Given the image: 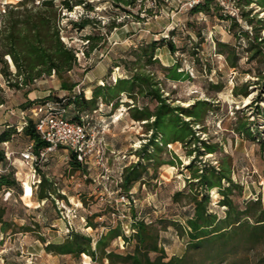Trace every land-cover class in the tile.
<instances>
[{"label": "trees", "instance_id": "1", "mask_svg": "<svg viewBox=\"0 0 264 264\" xmlns=\"http://www.w3.org/2000/svg\"><path fill=\"white\" fill-rule=\"evenodd\" d=\"M115 8L131 14V8L138 0H107ZM157 7L165 6L166 0H152ZM145 0H141L144 6ZM264 13V0H238L240 7V21L223 13L214 0H203L190 8L193 13L218 14L221 20L229 21L228 31L240 44L246 41V60L264 66V17L252 14V6ZM81 6L87 12L93 10L90 0H19L17 3L6 4L0 10V74L5 85L15 90H24L27 97L33 92L35 82L47 77L56 76L63 90L72 91L78 83L69 84L65 78L77 65L76 52L68 47L61 39L59 20L63 11H73L74 7ZM129 8V9H128ZM250 8V9H248ZM146 17L136 15L137 19L144 20L153 15V7L143 8ZM76 30H83L93 23L88 14L79 21H70ZM114 27L116 25H113ZM238 29V33L234 30ZM170 34H174L173 30ZM88 47L85 55L97 48L99 39L96 35H87ZM165 37L144 41L129 47L126 55L119 57L111 67L119 68L124 72L122 77L115 81L101 80L91 84L90 96L79 92L73 96L45 95L26 99L21 109H28L34 105L45 103L46 100L60 102L68 108V117L79 120L82 115L93 114L102 104L98 116L108 118L121 106L127 108L129 118L142 123L145 128L146 141L134 151L138 160L126 159L122 171L121 182L118 184L115 195L106 200V206L116 207V199L121 195L133 194L135 201L130 204H119L128 208L130 218L129 234H126L122 222L108 224L105 231L89 235L75 229H70L61 241H45L42 235L38 236L44 244L48 254L64 256L70 255L79 264L82 255L90 258L92 264H264V200L262 196L254 199L242 197L244 187L232 178L231 163L223 158L218 165L202 164L200 156L216 153L217 143H209L202 139L197 130L204 125L208 113L214 110V103L204 99H197L188 106L173 104L164 95L157 75L146 69L153 63H160L156 51L167 46L170 52L174 51L171 42ZM218 53L225 56L229 68L239 69L241 55L235 46L229 43L218 42ZM10 66L15 69L13 72ZM166 72L167 78L180 81L187 76L177 61L172 66L159 65ZM257 78L262 76L259 73ZM256 84V83H253ZM250 84L249 86H252ZM216 92L222 90V83L215 84ZM84 92V89H82ZM235 97L247 98L250 95L248 84L241 89L234 87ZM7 101L5 89L0 84V106ZM104 108L110 109L107 115ZM250 121L246 117L236 125L235 131L248 138H254L250 128ZM6 125L0 132V145L11 140L15 133L23 134L33 144V151L38 154L46 147L36 131L33 119H28L21 131ZM17 128V126H16ZM203 128V127H202ZM259 141V138H257ZM181 144L184 154L191 160L185 166L189 170V178L184 189L175 191L171 195V202L191 209L181 214L183 223L179 220L161 218L155 222H147L139 218L136 211L137 198L134 187L136 184H146L157 178L158 169L166 164L161 159V152L168 145ZM262 145L263 142L261 141ZM69 159L74 170L87 172L75 155L69 152ZM0 162L6 167L5 152L0 150ZM169 164H181V160L174 155ZM150 170L153 173L150 174ZM36 198L40 202L52 200L55 189L45 175L40 176L36 185ZM19 187L14 169L0 173V192L13 190ZM216 189L220 195L218 205L224 208L220 216L210 208L209 192ZM53 206L54 203L52 202ZM56 208V206L54 207ZM117 209V208H116ZM58 216L59 212L56 211ZM5 211H0V230L7 233L16 225L7 223L3 219ZM100 215L85 216L86 226L97 230L95 218ZM55 218V217H54ZM58 218V217H57ZM34 228L39 223L34 221ZM173 227L176 234L185 241L184 252L181 255H168L164 247L162 231ZM21 232H32L34 229L27 225L20 227ZM117 239H122L128 247L125 251H118L113 247ZM254 260L253 263L250 261Z\"/></svg>", "mask_w": 264, "mask_h": 264}, {"label": "rangeland", "instance_id": "2", "mask_svg": "<svg viewBox=\"0 0 264 264\" xmlns=\"http://www.w3.org/2000/svg\"><path fill=\"white\" fill-rule=\"evenodd\" d=\"M18 1L0 0V10L5 8L6 4H15ZM90 1L93 10L87 12L83 7L77 6L73 11H63L59 20L61 39L75 50L77 57V65L65 80L69 84L78 83V86L72 91L63 90L56 76L47 77L35 82L32 86L33 92L25 97L24 90L8 88L0 74V84L4 87L7 98L6 103L0 106V132L6 129L7 124L15 127L17 131L16 126L19 127L20 120L18 113L26 99L43 97L48 90L49 94L55 96H73L81 92L88 97L91 94L88 86L96 81L100 83L101 80L112 83L113 77L121 73L115 68L111 70V67L115 65L114 61L126 55L129 47L165 37L167 43L173 44L174 51L170 52L167 46L159 48L156 57L160 63L146 66L148 71L157 75L164 95L175 105L188 106L197 99L214 103V110L208 113L203 128H200L202 131L197 130V134L209 143H217L219 149L216 153L200 156L201 163L217 166L226 158L231 163L233 180L244 187L242 197L248 200L262 196L264 200V66L248 63L246 41L242 40L239 44L235 40L233 34L228 31L229 21L221 20L218 14L191 12L190 8L185 6L189 0H166V5L161 7L153 5L152 0H145L143 6L141 0H138L136 6L131 8V14L113 7L107 0ZM146 7H153V15L139 21L136 15L146 17L143 10ZM255 8L253 5L252 14L264 17L263 13ZM86 14L93 23L83 30L74 29L70 21H79ZM172 30L173 35L170 34ZM234 33H238V29H235ZM89 34L96 35L99 39L97 48L86 56L84 53L89 44L85 37ZM261 34L264 35V30ZM218 42L235 46V50L242 57L239 69L228 67L225 56L218 53ZM176 61L180 70L187 75L180 81L168 79L166 72L159 66H172ZM10 69L15 71L11 66ZM259 73L262 79L257 78ZM217 82L222 83L220 92L215 89ZM245 84H248L249 97H235L232 92L234 87L241 89ZM250 84L253 85L249 86ZM11 110L15 112L14 115L10 114ZM109 110L104 108V114L110 113ZM246 117L250 121L249 126L254 138H248L235 131L236 125ZM99 119L104 117L99 115L97 121ZM104 121L108 123L105 135L109 175L113 177L110 180L101 179V171L97 168L87 172L74 170L69 155L62 148L49 154L44 162L35 167V173H32L21 157V153L31 143L22 133H15L7 145H0V150L5 152L8 162L6 167L0 162V167L4 172L14 169L19 182L18 188L0 192V211H5L3 219L16 225L7 233L0 234V264L76 262L70 255L46 253L43 242L38 239L39 235H42L46 242H57L61 241L70 229L95 235L105 231L108 224L114 225L117 221L122 222L126 234L131 232L128 208L118 205V209H111L106 206V200L115 195L113 190H117L118 169L126 162L121 156L134 155L129 159L136 160L134 151L140 148L148 135L142 123L129 118L124 106ZM174 155L178 156L181 164H169L168 161H173ZM161 159L166 161V164L158 169L157 178L146 184H136L134 187L138 199L137 215L147 222L169 218L183 223L179 216L191 208L173 204L171 195L184 189L190 174L185 166L191 158L184 154L181 144L176 143L168 145L161 152ZM152 173L153 170H150V174ZM42 175L51 181L55 189L52 200L46 202L38 201L35 194L36 185ZM104 184L108 191H112L110 196L108 191H105ZM209 197L210 208L222 216L224 208L218 205L220 195L217 190H211ZM57 200L60 201L59 204L56 203ZM55 210L59 212L58 216ZM95 214L100 215L95 218L99 224L97 230L87 227L85 219L86 215ZM34 221L40 226L34 228ZM22 225H27L34 231L21 232ZM161 235L168 255H181L184 252L185 241L176 234L173 227L162 231ZM113 247L118 251H125L128 246L122 239H117ZM253 262L254 260L250 261ZM79 264L92 263L88 256L82 255Z\"/></svg>", "mask_w": 264, "mask_h": 264}, {"label": "built area", "instance_id": "3", "mask_svg": "<svg viewBox=\"0 0 264 264\" xmlns=\"http://www.w3.org/2000/svg\"><path fill=\"white\" fill-rule=\"evenodd\" d=\"M203 0H189L185 3L187 8H192ZM222 9L223 13L230 15L231 17L240 20V7L238 0H214ZM255 5V4H253ZM264 15V13H263ZM119 72V68H115ZM124 72L119 73L113 77V81L117 77H122ZM102 104L99 108L93 111V114L82 115L79 120H72L68 117V108L63 106L60 102H54L53 100H46L45 103L34 105L28 109H20L18 113L19 127L18 131H21L24 126L27 125L28 119H33L36 124V131L40 138L46 142V147L41 149L38 154L33 151V144L30 143L24 152L21 153L23 161L31 169L32 173H35V167L44 162L48 155L62 148L67 154L72 152L77 161L83 165L87 171L92 168H97L101 171V179L110 180V170L108 167L109 157L106 145V127L108 123H105V119H98V113L102 110ZM10 114L14 115L13 110ZM98 116V117H97ZM7 145V142L4 143ZM114 154V152H112ZM7 156V153H6ZM133 158L134 155L129 158ZM123 160L127 159V155L121 156ZM134 159V162H136ZM123 162L119 167L118 179L116 184L121 182L122 171L125 167ZM4 170L0 167V173ZM105 186V184H104ZM105 191L107 187H104ZM112 191H108L110 196ZM116 201V208L119 204H130L135 201L134 195H121ZM60 201H56L59 204Z\"/></svg>", "mask_w": 264, "mask_h": 264}, {"label": "crops", "instance_id": "4", "mask_svg": "<svg viewBox=\"0 0 264 264\" xmlns=\"http://www.w3.org/2000/svg\"><path fill=\"white\" fill-rule=\"evenodd\" d=\"M49 92H50L49 90H48V91H46V92H45V94H44L43 96H45V95H48V94H49ZM29 95H30V94H29ZM0 234H2L1 230H0Z\"/></svg>", "mask_w": 264, "mask_h": 264}]
</instances>
